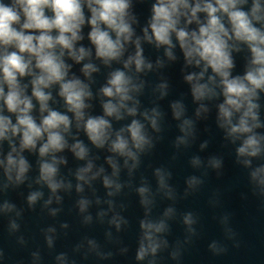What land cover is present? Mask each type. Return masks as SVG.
Wrapping results in <instances>:
<instances>
[{
	"label": "water",
	"instance_id": "95a60500",
	"mask_svg": "<svg viewBox=\"0 0 264 264\" xmlns=\"http://www.w3.org/2000/svg\"><path fill=\"white\" fill-rule=\"evenodd\" d=\"M257 2V15L262 17L259 21L251 17L253 0L237 3L234 10L248 14L252 26L264 32V0ZM11 3L12 0H0L5 6ZM80 3L84 23L73 50L83 48L87 55L76 61L67 49L59 45L53 49L58 56L63 51L60 59L66 66V75L62 81L42 88L50 97L46 110L41 111L40 102L32 95L31 81L41 74L35 57L21 53L14 43L0 44V58L15 52L25 61L31 60V74L27 70L23 76L17 73V83L23 96L31 100L28 114L37 126L48 111L69 120L67 130L63 125L53 130L63 137L64 147L43 156L39 149L47 142V133L36 140L33 148L21 147L20 132L13 135L9 130L7 138L0 139V264H264V185L251 175L264 168V86L255 89L250 97L256 107L255 120L249 118L248 125L256 126L249 133L230 135V128L238 124L246 104L233 111L230 124L224 123L219 111L225 101L221 77L210 67L205 68L204 61L197 65L194 61L198 57L188 62L175 32L169 34L170 45L155 41L150 23L157 0H126L124 20L131 35L126 41L121 37L120 55L107 63L96 55V47L89 39L91 12L86 0ZM187 3L189 9L196 3L215 6V0ZM181 11L185 14L179 16L177 30L198 32L207 23L205 12H197L196 20L189 23L190 11ZM43 12L45 17L54 18L49 7H44ZM215 15L233 37L226 42L232 62L226 69L228 79H242L253 67L250 48L234 38L226 13L218 11ZM23 22L21 15L20 23ZM13 27L20 30L19 24ZM100 28L116 39L115 32L106 25L101 23ZM41 31L25 29L24 34L38 36ZM48 34L55 38L59 32L51 29ZM137 51L143 60L139 71L134 60L130 61ZM86 64L95 70L86 74ZM116 71L129 79V99L122 102L119 119L115 114L106 115L103 107L108 102L120 103L119 97L102 92ZM201 72L199 80H186L188 75ZM69 80L80 81L89 93L82 98L85 107L80 119L59 94L60 84ZM194 83L206 85L209 91L197 99L192 90ZM0 88L6 95L8 86L2 73ZM128 109H135L134 114H129ZM0 116L16 124L17 113L8 111L3 98ZM89 118H103L110 124L102 146L93 143L85 131ZM133 120L143 126L147 141L139 149L133 146L126 130ZM121 129L125 130L121 134L128 140L132 157L111 150ZM249 135L259 139V153L238 155L237 149ZM77 143L85 149L83 158L73 150ZM10 153L14 159L26 162V171L19 179L15 166L6 171ZM54 160L56 171L51 180L59 184L55 191L41 174V164H52ZM33 194L38 195L30 201ZM142 223L163 227L151 233L158 245L156 251L138 259L141 244L147 247Z\"/></svg>",
	"mask_w": 264,
	"mask_h": 264
},
{
	"label": "clouds",
	"instance_id": "9594fccd",
	"mask_svg": "<svg viewBox=\"0 0 264 264\" xmlns=\"http://www.w3.org/2000/svg\"><path fill=\"white\" fill-rule=\"evenodd\" d=\"M243 0H215V6L212 3H196L189 9L187 0H157L153 5V16L150 23L153 37L157 44L170 45L169 34L175 32L176 39L179 42L181 49L188 62H193L198 65L201 61L205 62V68L210 67L214 73L221 77L223 85V94L225 97L224 104L220 105V116L224 123L230 124V118L233 111H239L242 105L246 104V110L239 118L237 125L230 128V135L234 133H249L252 131L248 125V119L255 120L253 108L256 106L250 102V97L254 95L257 88L264 86V32L253 27L248 14L236 9L237 3H242ZM86 4L91 12V18L88 20L91 25L89 39L96 47V55L103 58L107 63L108 60L116 59L121 53V37L126 41L131 35L128 24L124 20L125 9L128 7L126 0H86ZM49 7L54 18L45 17L43 9ZM189 10L191 15L188 19L190 23L196 20L197 12L207 13V23L199 27L198 32H186L183 29L177 30L176 24L178 18L184 15V11ZM226 13L232 25V33L236 40L244 41L248 44L252 59L253 67L246 72L244 77L228 79L229 73L226 69L232 66L227 51V41L233 37L229 36L228 31L217 15V12ZM260 12V5L257 0H253L251 8L252 20L259 21L262 19L257 13ZM21 15L24 17V22L21 24ZM84 23L83 14L81 11L80 0H12L11 6L0 4V44L9 45L14 43L21 53L27 52L35 57V66L40 69L41 74L36 76L32 81V95L40 102L41 111L46 110V101L50 98L49 95L42 91V88H47L52 83H58L63 80L66 75V66L60 59V55H56L53 49L57 45L60 48L67 49L69 56L76 61L81 60L87 53L83 48L73 50V42L80 39L78 32L80 26ZM104 24L108 29L115 32L116 39L113 40L109 36V32L101 30L100 24ZM199 23V21H197ZM14 24L20 25V30L13 27ZM25 29L42 30L38 36L25 35ZM51 29H57L59 34L53 38L48 32ZM67 34V35H66ZM146 35V39H147ZM35 41V43H34ZM169 56L170 53H167ZM139 71L143 65V60L140 58L139 51L133 61ZM31 60L25 61L21 55L15 52L7 54L0 58V73L3 75V82L8 86V92L5 95L3 88H0V98H3L4 104L9 112L17 113L16 124L12 125L7 117L0 116V139H6V133L10 130L13 135L20 132L22 135L21 147L33 148L36 140L43 133H47V142L43 144L39 153L41 156L51 151H58L64 147L63 137L59 132L53 131L61 125L64 130H67L69 125L68 117L61 115L56 111H48V115L43 117L40 126L34 122L28 114L32 104L30 98L23 96V90L17 83V73L20 76L31 74L29 65ZM127 66V64L125 65ZM91 65H85L84 71L87 74L94 71ZM203 76V72L199 75H188L186 80L191 82L199 80ZM212 77H209L211 81ZM244 81H247L248 87ZM129 79L123 72L116 71L111 74L107 87L102 89L105 96L119 97L120 103L112 104L111 102L104 104V112L106 115H116L119 119V109L124 107L123 101L129 99L127 95L129 88ZM194 96L199 99L204 96L206 91H209L206 85L193 84ZM64 97L69 110L73 111L80 119L82 117L81 109L85 107L82 98L89 95L78 80H69L60 84V93ZM129 114H134L135 109H128ZM179 115V112L176 113ZM153 126L155 120H152ZM142 125L133 120L126 129L130 134L133 146L137 149L141 148L147 141L142 133ZM110 124L103 118H89L85 123V131L89 139L102 146L107 138V129ZM120 132L116 133V139L111 145V150L118 152L121 155L133 156V153L128 150V140L122 136ZM73 150L79 158H83L85 149L79 143L73 145ZM15 151V149H13ZM260 151L259 139L255 135H249L237 149L238 155L256 156ZM247 163V162H246ZM55 160L52 164H41L42 179L48 182L49 187L55 191L59 184L53 182L51 177L55 174ZM6 171L12 166L17 168V178L20 174L26 171L27 165L24 159H14L11 153L7 157ZM90 167V165H89ZM83 169L82 171H87ZM253 180L264 185V168H258L252 172ZM82 178V177H78ZM109 182L105 180L107 185ZM143 191V189H141ZM38 194H33L29 197L30 201H34ZM141 227L145 230L144 240L147 241V247L144 243L141 244L137 258H143L146 252L154 253L158 245L152 238L151 233L161 231L163 225H153L151 223H142Z\"/></svg>",
	"mask_w": 264,
	"mask_h": 264
}]
</instances>
